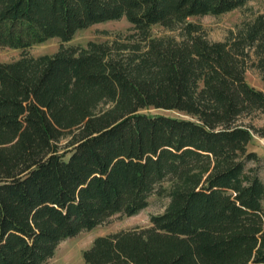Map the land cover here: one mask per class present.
<instances>
[{
  "label": "trees",
  "instance_id": "obj_1",
  "mask_svg": "<svg viewBox=\"0 0 264 264\" xmlns=\"http://www.w3.org/2000/svg\"><path fill=\"white\" fill-rule=\"evenodd\" d=\"M246 1L0 0L1 47L122 17L135 30L0 61V264H43L60 241L165 191L150 226L97 236L85 264H264V182L246 169L264 90L245 79L251 66L264 82V13L226 40L188 20ZM155 24L181 39L154 37Z\"/></svg>",
  "mask_w": 264,
  "mask_h": 264
},
{
  "label": "rangeland",
  "instance_id": "obj_2",
  "mask_svg": "<svg viewBox=\"0 0 264 264\" xmlns=\"http://www.w3.org/2000/svg\"><path fill=\"white\" fill-rule=\"evenodd\" d=\"M264 13V0H247L242 7H238L228 12L220 14H202L200 16H190L189 21L202 26L203 34L211 41L226 40L238 31L244 30L248 23ZM133 25L124 17L120 19H110L109 21L96 22L85 28L76 31L71 39L61 42L58 37H51L45 41L36 43L27 50H20L9 46H0V61H13L21 57L23 52L36 57L41 54L54 53L61 45L72 48H81L86 46L88 41H108L113 39L123 40L125 36L134 33ZM151 33L155 36H174L181 39L179 29H167L166 27L155 24L151 27ZM245 79L251 85L264 90V82L260 78V72L255 67H248L245 73ZM149 113H162L170 116H188L173 109H144ZM251 122L258 128L264 127V113L259 111L251 116ZM70 137V136H69ZM65 137L58 142V146H63L69 139ZM248 149L255 150L259 157L256 160H250L246 164V169L252 168L254 172L264 182V138L255 133L251 139ZM164 188L168 187V181L162 182ZM169 201L167 191L158 194L153 192L148 197V205L132 216L117 213L109 216L103 222L91 229L81 230L72 237L66 238L58 243L54 255L43 264H85L83 251L91 246L93 240L102 234L115 233L120 230H131L132 228H147L152 224L150 216L161 214Z\"/></svg>",
  "mask_w": 264,
  "mask_h": 264
},
{
  "label": "crops",
  "instance_id": "obj_3",
  "mask_svg": "<svg viewBox=\"0 0 264 264\" xmlns=\"http://www.w3.org/2000/svg\"><path fill=\"white\" fill-rule=\"evenodd\" d=\"M255 151V150H254ZM258 154V153H257ZM263 155H264V152H263Z\"/></svg>",
  "mask_w": 264,
  "mask_h": 264
}]
</instances>
